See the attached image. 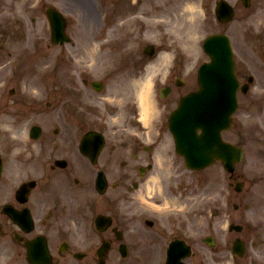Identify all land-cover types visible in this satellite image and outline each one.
Masks as SVG:
<instances>
[{"label":"rangeland","instance_id":"obj_1","mask_svg":"<svg viewBox=\"0 0 264 264\" xmlns=\"http://www.w3.org/2000/svg\"><path fill=\"white\" fill-rule=\"evenodd\" d=\"M71 1H75L77 3V5H79V4L82 5L84 2L83 0H71ZM164 3L166 5L180 4L181 0H169V1H164ZM84 14H89V13L84 12ZM173 19L174 20L176 19L175 21L179 20L178 14H177V18H173ZM246 19L249 20L250 17L248 16ZM213 25H215V23H213ZM73 27L75 29H77V27H75V26H73ZM78 31H79L80 39H84V37H86V32L81 31L80 28ZM250 57L254 58V55L251 53ZM258 59L259 58L256 57L254 59V61H252V62H254V64L256 65L257 63H259V62H257ZM261 72L264 73V70H262ZM260 83L264 86V74H261ZM242 107H243L242 110H246V111L241 114V116L238 120H254V119H256V117L264 120V100L259 99L257 101V103H250L249 101L246 100L242 103ZM10 111H13V110H10ZM243 131L249 134V129L243 127ZM205 175H206L205 172L196 173V176L198 178V180L197 179L196 180L198 181V183H197L195 191H196V195H200V197L205 196V194H207V192L206 193L204 192V181L203 180L205 178ZM208 175H209V173H208ZM208 186H209V188H208V195H209L210 188L215 187V185L210 186L208 184Z\"/></svg>","mask_w":264,"mask_h":264}]
</instances>
